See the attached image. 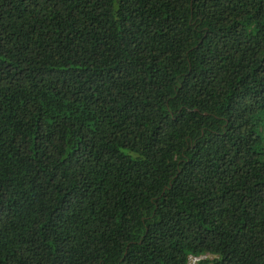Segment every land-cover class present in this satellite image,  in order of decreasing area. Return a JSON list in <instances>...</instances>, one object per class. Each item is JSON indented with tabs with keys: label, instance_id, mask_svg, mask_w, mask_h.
Wrapping results in <instances>:
<instances>
[{
	"label": "trees",
	"instance_id": "1",
	"mask_svg": "<svg viewBox=\"0 0 264 264\" xmlns=\"http://www.w3.org/2000/svg\"><path fill=\"white\" fill-rule=\"evenodd\" d=\"M0 264H264V0H0Z\"/></svg>",
	"mask_w": 264,
	"mask_h": 264
},
{
	"label": "built area",
	"instance_id": "2",
	"mask_svg": "<svg viewBox=\"0 0 264 264\" xmlns=\"http://www.w3.org/2000/svg\"><path fill=\"white\" fill-rule=\"evenodd\" d=\"M189 259L193 261V260H195L196 258H194V257H189Z\"/></svg>",
	"mask_w": 264,
	"mask_h": 264
}]
</instances>
